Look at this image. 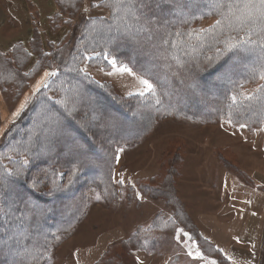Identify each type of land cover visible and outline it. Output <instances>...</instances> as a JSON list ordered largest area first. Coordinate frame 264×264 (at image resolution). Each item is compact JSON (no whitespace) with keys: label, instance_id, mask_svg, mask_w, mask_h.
<instances>
[{"label":"trees","instance_id":"1","mask_svg":"<svg viewBox=\"0 0 264 264\" xmlns=\"http://www.w3.org/2000/svg\"><path fill=\"white\" fill-rule=\"evenodd\" d=\"M56 1L60 10L55 18L68 26L66 40L46 54L51 58L46 63L56 64V75H50L0 144V264L49 262L54 245L85 213L91 190L98 189L109 199L116 197L112 179L119 147L141 140L157 120L264 124V62L256 61L264 59L259 44L264 31L257 25L250 37L257 44L226 51L229 37L249 38L243 10L229 11L227 0L217 10L213 0H177L176 9L163 0H125L135 16L123 19L128 9L109 6L108 0L92 4L106 10V15L89 17H79V0ZM211 16L215 17L212 24L199 26V21ZM34 32L32 46L43 52L39 33ZM22 48L16 43L11 55L0 52V81H10L13 62L21 66ZM112 60L148 79L155 94L120 97L80 69L84 62L107 67ZM257 80V87L247 91L246 85ZM192 84L198 94L188 89ZM204 88L211 89L205 97L199 95ZM89 95L100 97L103 107L91 131L85 127L89 113L84 102ZM115 125L120 132L110 134L108 129ZM60 131L69 132L63 147L55 137ZM171 185L143 184L140 189L163 196L174 207L172 224L183 222L203 249L218 253L208 248L207 240L190 223ZM166 225L156 216L147 229L136 231L119 248L108 249L97 264H123L117 249L135 248L143 234Z\"/></svg>","mask_w":264,"mask_h":264},{"label":"rangeland","instance_id":"2","mask_svg":"<svg viewBox=\"0 0 264 264\" xmlns=\"http://www.w3.org/2000/svg\"><path fill=\"white\" fill-rule=\"evenodd\" d=\"M79 1V17L107 14L104 9L92 7L99 0ZM173 7L176 9L179 4ZM59 10L56 0H0V52L9 56L16 43L24 47V52L18 54L23 57L21 66L13 62L10 81H0V144L6 130L50 77L46 73L56 71L55 62L46 63L51 59L46 54L66 40L68 26L55 18ZM63 15L66 17L64 12ZM214 20L211 16L198 24L209 26ZM33 29L39 33L38 46L43 52H36L32 46ZM41 56L45 57L40 59ZM263 60L256 59L257 63ZM121 65L124 64L116 63L117 68ZM80 69L107 84L120 97L143 90L138 80L142 76L130 68L131 74L116 71L112 64L106 67L84 62ZM259 82H250L246 90L256 88ZM188 89L198 94L193 84ZM209 93L211 89L204 88L199 95L205 97ZM74 101L78 103L79 97ZM84 103L89 113L85 127L91 131L102 112V99L89 95ZM21 104L25 105L22 109ZM18 109V115L13 117ZM151 128L141 140L119 147L112 179L116 197L109 199L98 189L91 190L82 218L54 245L51 260L43 264H97L108 249L119 248L136 231L147 229L156 216L169 225L143 234L135 248L117 249L123 264H200L192 262L189 250L193 249L217 264H230L226 256L230 254L225 251L241 248L230 233L234 222L246 218L255 221L254 227L257 222L264 223L260 208L264 204V124L248 126L229 119L199 122L165 117ZM120 129L115 125L108 130L117 134ZM55 137L63 147L69 132H57ZM168 182L190 223L207 240L208 248L218 253L203 249L183 222L172 224L174 207L163 196L148 195L140 189L143 184L167 188ZM240 206L249 210H238Z\"/></svg>","mask_w":264,"mask_h":264},{"label":"snow or ice","instance_id":"3","mask_svg":"<svg viewBox=\"0 0 264 264\" xmlns=\"http://www.w3.org/2000/svg\"><path fill=\"white\" fill-rule=\"evenodd\" d=\"M108 2H109V6H112L114 8L124 6L128 9L125 12L124 16L120 18L122 19L126 18L127 15L129 14L135 16V11L126 4L125 0H108ZM163 2L169 3L173 6L177 4V0H163ZM223 4H224V0H213V4H212L213 10L220 9L221 7H223ZM157 6H159V4ZM227 7L229 11H231L233 8H238L243 10L241 13L243 17L242 23H244V26L247 28V33L249 38L245 39L244 36H241L239 37L238 40H234L231 37H229L228 42L226 43L225 50L230 51L232 49H243L248 44H257V41L252 40L250 37H251V33L256 29L257 25H259L261 31H264V0H227ZM217 23H219V21H217ZM237 30H240L239 26ZM259 44L261 48L264 49V37L260 39ZM109 63L112 64L113 68L116 71L128 72L129 74H131V70L126 66L121 65L119 68H117L116 62L114 60L109 61ZM46 75L54 76L56 75V73L55 72L46 73ZM138 80L140 85L143 86V90L138 93L140 96H144L146 92H152L153 94H155L154 86L148 79H145L143 77H138ZM129 94L131 95V93ZM24 106H25L24 104H21L20 108L22 109ZM19 111L20 109H18L16 113H13V117L18 115ZM243 126L244 125H241V127ZM25 163H27V161H25ZM0 184H3V178H0ZM2 194L3 193H0V195ZM184 235H187V233H185ZM197 255H199L198 252ZM213 264H215V262H213Z\"/></svg>","mask_w":264,"mask_h":264},{"label":"crops","instance_id":"4","mask_svg":"<svg viewBox=\"0 0 264 264\" xmlns=\"http://www.w3.org/2000/svg\"><path fill=\"white\" fill-rule=\"evenodd\" d=\"M260 208L264 209V204L261 205ZM239 209L249 210V208H241V206L238 210ZM263 209L262 211H264ZM249 215H251V213H249ZM254 222L255 221L244 218L243 220H239V222L235 221V225L232 228L230 227V233L236 236L238 244L241 245V248H237L238 246H236L235 249L231 248L225 251L230 254L226 255L228 260L231 261L230 264H264V223L259 224L257 222L256 227H254ZM223 246L225 248V245ZM242 246L246 248L244 249ZM197 252L198 251L195 249L192 251L189 250L190 257L193 259L192 262H200V264H213V262H215V264H217L216 261L210 257H203L200 253L197 255ZM138 261L142 263L141 259H138Z\"/></svg>","mask_w":264,"mask_h":264}]
</instances>
